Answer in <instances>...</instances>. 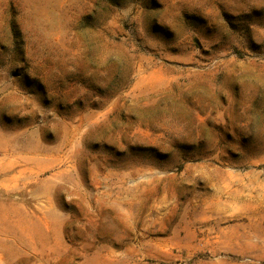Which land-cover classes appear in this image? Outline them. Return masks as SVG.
<instances>
[{"label":"rangeland","instance_id":"374dc122","mask_svg":"<svg viewBox=\"0 0 264 264\" xmlns=\"http://www.w3.org/2000/svg\"><path fill=\"white\" fill-rule=\"evenodd\" d=\"M0 264H264V0H0Z\"/></svg>","mask_w":264,"mask_h":264}]
</instances>
